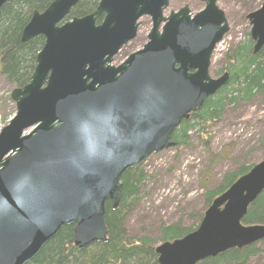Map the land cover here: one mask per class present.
<instances>
[{
  "label": "water",
  "instance_id": "water-1",
  "mask_svg": "<svg viewBox=\"0 0 264 264\" xmlns=\"http://www.w3.org/2000/svg\"><path fill=\"white\" fill-rule=\"evenodd\" d=\"M79 1L53 0L22 32V41L43 36L45 44L31 81L12 90L16 114L0 131V264H28L64 226L74 225L80 249L108 242L107 203L120 206L125 172L176 147L183 121L230 80L211 74L230 30L219 0L167 16L170 0H101L66 21ZM144 16L148 41L112 66ZM247 18L257 54L264 1ZM263 192L264 160L213 200L196 230L156 246L159 264H197L264 240V224L242 223Z\"/></svg>",
  "mask_w": 264,
  "mask_h": 264
},
{
  "label": "trees",
  "instance_id": "trees-1",
  "mask_svg": "<svg viewBox=\"0 0 264 264\" xmlns=\"http://www.w3.org/2000/svg\"><path fill=\"white\" fill-rule=\"evenodd\" d=\"M52 2L53 0H10L0 11V76L13 89L23 87L31 81L37 55L45 44L43 36L22 41L23 29L35 11H44ZM99 3L100 0H80L66 20L93 13ZM254 46L255 43L248 37L227 51L219 74H230L228 84L208 98L202 108L191 114L175 131L173 140L177 143V148L190 146L196 134L204 135L208 124L222 120L229 107L237 108L240 104H251L264 97V46L257 54L254 53ZM12 111L14 114L15 107ZM7 116H4V121ZM261 146L264 149V139ZM142 165L143 163L128 169L123 175L120 206L113 210L110 203H107L108 242H95L80 249L74 243V225L64 226L28 264H159L157 242L151 236L137 238L129 235L125 224L130 210L142 199V189L149 178ZM251 168L252 165H243L227 173L222 184L215 189H207V182L204 180L202 185L206 189V204L210 205ZM242 223L264 224V192L249 206ZM197 228L198 226H184L182 221L164 223L160 227L162 235L158 243L182 238ZM260 243H264V240L244 248L227 250L197 264H247L263 252V244Z\"/></svg>",
  "mask_w": 264,
  "mask_h": 264
},
{
  "label": "rangeland",
  "instance_id": "rangeland-1",
  "mask_svg": "<svg viewBox=\"0 0 264 264\" xmlns=\"http://www.w3.org/2000/svg\"><path fill=\"white\" fill-rule=\"evenodd\" d=\"M264 0H220L230 26L229 32L217 45L213 55L211 72L218 77L224 64L227 51L237 43L245 41L251 30L248 14L262 5ZM189 5L194 13L204 8L200 0H170L171 10ZM152 28L149 17L141 19L137 38L116 57L119 63L125 55L142 48L147 42ZM10 87L0 76V130L16 114L15 103L11 101ZM13 107L15 113L13 114ZM7 116V120L3 118ZM264 97L251 104L229 107L222 120L208 124L204 135L196 134L188 147H174L152 155L143 163L149 178L142 189L141 200L126 217V228L134 237L151 236L160 242L162 224L182 221L184 226H199L205 211L209 208L202 182L206 180L207 189H215L222 184L225 175L243 165L255 166L264 160ZM195 230V229H194ZM263 244V245H262ZM263 252L247 264H264Z\"/></svg>",
  "mask_w": 264,
  "mask_h": 264
},
{
  "label": "flooded vegetation",
  "instance_id": "flooded-vegetation-1",
  "mask_svg": "<svg viewBox=\"0 0 264 264\" xmlns=\"http://www.w3.org/2000/svg\"><path fill=\"white\" fill-rule=\"evenodd\" d=\"M101 1V0H100ZM260 8V6L258 7V9ZM169 9V8H168ZM167 9V10H168ZM166 10V11H167ZM179 10V9H178ZM255 10H257V9H255ZM255 10H253V11H255ZM165 11V12H166ZM172 11V10H171ZM177 11V10H176ZM252 11V12H253ZM199 12V11H198ZM197 13V12H196ZM196 13H193V14H196ZM251 13V12H250ZM249 13V14H250ZM169 15V14H168ZM165 16H167L166 14H165ZM75 17H77V16H75ZM144 17H149V16H144ZM74 18V17H73ZM104 18H105V15L104 16H102V17H100L98 20H97V23L99 24V23H101L103 20H104ZM143 18V17H142ZM141 18V19H142ZM150 19H151V17H149ZM101 19V20H100ZM141 19H139L138 20V24H139V27H138V31H137V35H136V37L134 38V39H132V40H130L128 43H126L125 45H123V47L118 51V53H116L114 56H113V58H112V62L110 63L112 66H114V67H118V66H120L127 58H128V56L130 55V54H132V53H135V52H137V51H139V50H141L142 48H139V49H137V50H135V51H132V52H130V53H128L127 55H125L124 56V58L119 62V63H116V57H118L119 56V54H122L123 53V51L127 48V46H129V44L131 43V42H133L136 38H137V36H138V32H139V28H140V25H141ZM151 22H152V19H151ZM249 24H250V21H249ZM230 27V26H229ZM229 32V31H228ZM251 38V36H250V31L249 32H247V38ZM246 38V39H247ZM252 39V38H251ZM253 41V40H252ZM254 42V41H253ZM216 50V49H215ZM215 52V51H214Z\"/></svg>",
  "mask_w": 264,
  "mask_h": 264
},
{
  "label": "bare ground",
  "instance_id": "bare-ground-1",
  "mask_svg": "<svg viewBox=\"0 0 264 264\" xmlns=\"http://www.w3.org/2000/svg\"><path fill=\"white\" fill-rule=\"evenodd\" d=\"M75 16V15H74ZM246 76V75H245Z\"/></svg>",
  "mask_w": 264,
  "mask_h": 264
}]
</instances>
